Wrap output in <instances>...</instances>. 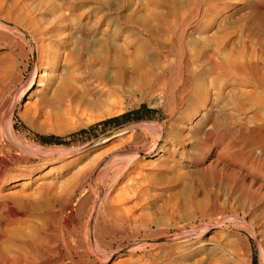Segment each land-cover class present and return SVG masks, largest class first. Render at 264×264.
Wrapping results in <instances>:
<instances>
[{
	"label": "rangeland",
	"instance_id": "1",
	"mask_svg": "<svg viewBox=\"0 0 264 264\" xmlns=\"http://www.w3.org/2000/svg\"><path fill=\"white\" fill-rule=\"evenodd\" d=\"M3 1L0 70L5 69L11 52L21 61L22 74L13 94L0 100V147L9 154L0 155L4 160L0 168L25 172L17 178V172L12 171L10 181L20 180L8 187L19 197L12 199L11 206L20 220L57 227L63 224L76 238L88 236L86 229L93 227L106 255L92 254L97 258L95 264H207L206 256L214 262L218 259L216 264H238L246 253L250 264H264L260 249L264 227L253 224L255 233L250 232L249 215L241 214L231 200L226 206L222 189L188 166L190 159L182 143L167 145L164 154L170 158L159 157L163 153L156 155V150L143 155L154 137L144 125L166 119L163 104H158L155 93L119 74L121 61L128 65L172 64L168 78L178 89L185 77L182 68L200 63L197 55L203 48L236 58L241 51V57L254 55L253 60L264 63V41L263 47L260 43L264 39L255 37L253 42L249 29L255 30L257 16H264V0H46L45 5V0ZM25 2L29 7L23 6ZM43 5L47 8H41ZM52 7L58 13L67 11L70 19L61 22L49 17ZM31 9L37 14H31ZM70 22L86 29L89 36L73 33ZM63 60L73 64L76 73L65 79L63 91L51 92L47 96L50 103L35 112L39 96L35 92L42 87L37 85L38 76L28 84L34 68L48 72L57 88L61 70L54 61ZM4 75L5 70L0 77ZM202 82L198 81V88L210 84L209 80ZM19 89L25 93L17 94ZM237 94L231 91L225 99L233 104ZM27 100L31 103L25 105ZM13 103L11 124L21 145L6 132L5 114ZM113 117L118 119L103 123ZM169 126H173L175 140L181 142L184 124L169 125L167 120ZM49 136L60 137V141L41 140ZM116 204L122 211L116 213L112 206ZM52 213L61 214L45 218ZM108 217L111 219L106 220ZM198 242H205L202 249L183 250ZM88 245L95 247L91 242ZM232 247L237 251L228 252Z\"/></svg>",
	"mask_w": 264,
	"mask_h": 264
},
{
	"label": "bare ground",
	"instance_id": "2",
	"mask_svg": "<svg viewBox=\"0 0 264 264\" xmlns=\"http://www.w3.org/2000/svg\"><path fill=\"white\" fill-rule=\"evenodd\" d=\"M2 1L3 0H1V2ZM17 1L15 2L14 0L15 3H17ZM47 1L49 2V0ZM29 2L30 1H28V3ZM28 3H26L28 6H25L23 4L22 5L27 8L30 4ZM35 3H38V1L35 0ZM42 3H46V0ZM14 5L18 7L17 4ZM33 5L35 4L32 3V6ZM44 5L41 6V8H44ZM33 13L37 14V12L34 11ZM33 13L31 9V14ZM67 13V11L66 13H58V10H54L52 12L49 10L48 15L50 14L49 17L58 18L61 22H64L65 20L67 21V19H70V17H68L70 14L67 16ZM15 15H17V13ZM259 15H261V13H259ZM1 17L4 16L1 15ZM27 17H29V15ZM257 17H259V20L256 19L257 25L255 26V28L257 30H253V27L252 29L251 27H249L251 33H253L251 35L254 36L253 42H255V37L256 39H258V41L261 40H259V38L264 39V16L262 17L261 15ZM71 19L74 20V17ZM68 27L73 31V33L75 31H78L81 37L85 38L89 36L87 30L81 29L78 24L74 25L73 23H71L68 24ZM258 41L256 42V44H259ZM263 41L264 40H261V45ZM215 50L203 48L200 51L199 55H197V57L199 56V58L201 59L202 63L200 62L196 64L195 62L192 66H185L182 68L185 77L183 79V83H181L182 86L178 89L174 87L172 83L173 81H170L168 78V75L172 72V67L170 66L172 64H170L169 66L165 64L145 63L128 65L121 61L119 74L126 79H130L132 83H136L137 87L139 86L141 89H146L148 92L155 93V95L158 97V104H163V114L164 117H166L165 120H169V125H172L174 122H181L185 127L183 137H181L183 139L180 142L175 140L176 138L173 133V126L166 127L165 120L156 122L153 121L155 123L153 125L145 124L144 126L148 128L146 129H151L150 132L154 133V137L153 143L150 144L151 146L147 145L148 147L143 150V155H150L151 152L156 150V155H159L160 152L163 153L160 154L159 157L164 156L166 158H170L169 154H164L165 152H167V145L172 144L175 141L177 143H182L184 145V151L188 152V157L190 159L188 166L190 168L197 169L210 182L214 184L216 183L217 186L222 189L225 195V199L227 200L226 206L227 203L231 200L236 208L240 210L241 214H246V216L249 215L250 225L248 229L251 233L254 234L255 230L253 229V224L260 228L264 227V63H261V60L259 62L258 59L253 60L252 57H254V55L252 57H249L250 59H246L248 57H241L240 50V54L238 53L240 55V57L238 56L239 58L232 57L233 54L228 57ZM54 64L61 70L60 87L58 85V87L56 88L55 84H51L49 76L50 74L48 72L40 71L39 73L38 66L34 68L33 74L28 82V84L30 85L35 80V77L38 76V81L40 82H38L37 85L42 87L38 92H35L39 94L38 100L34 104L35 112H37L40 107L48 102L49 98L47 99V96L51 92L58 91V93H60L61 91H63L64 85L66 84L65 79L68 78L71 73L73 74L75 70L77 71V68L66 60L60 61L58 62V64L56 63V61H54ZM3 67L5 69L2 68L0 70L1 72L5 70V75L3 77H0V100H4L6 94H13L15 85L17 82L19 83L22 74L21 61L18 59V56L11 52L7 53L6 65H4ZM40 67H43L41 63ZM206 80H209L210 84L207 87L203 86L204 88L202 89L198 88V81H205L206 83ZM217 82H220L222 85L217 86ZM176 85L177 84L175 83V86ZM22 86H24V84ZM231 91H237L238 93L236 98H234L235 96L232 97L234 98L233 104L231 103V101L225 99ZM16 93L19 95H23L25 93V89H19V91ZM29 103L27 100L25 105ZM49 103L50 102H48V104ZM15 104L16 103H13L5 114L7 119L6 122H8L6 132L7 136L10 139L16 141L17 144L21 145L20 140L14 133L11 124V118ZM183 118H186L185 122L182 120ZM152 135L153 134H151V136ZM0 155L9 156L8 150L0 147ZM162 161H164V159ZM0 162L3 163L4 160L1 158ZM165 162L163 163V166H165ZM12 171L14 173L17 172V174L14 175H17V178L25 175V172L23 170H13L9 167L5 169L0 168V264H95L96 257L92 258V254H98L97 256L106 258V255L104 256V254L102 253L104 251V248L101 244L102 241L100 242L98 240V235L96 237L94 236V230L92 229L93 227L91 228L89 226L90 229H86V233L88 234V236L80 238L77 233L76 235L79 238H76L71 237V234L67 231V229H64V227H62L64 226L63 224L62 226L57 227V225H47L40 221L37 223L29 224L23 222L24 220L21 221L20 218L22 217H20L17 213H14L11 206L12 199L14 197L17 198L18 195L14 192H11L10 190V192L8 191V187L11 182L10 177L12 175ZM19 180L20 179L12 181V186L18 185ZM25 204L27 203L25 202ZM112 206L116 210V213L119 209H121V211L123 209V207L118 204ZM104 208L106 210H103L108 213L107 207ZM111 208L112 207L110 206V209ZM112 210L113 209H111V211ZM96 211H98V209ZM60 214L52 213L48 214L47 216L45 215L46 217H44L51 219L52 217L54 218V216ZM42 215L43 213L39 214V216ZM111 215H113V213ZM14 218H17V220ZM105 219L110 220L111 218L108 217ZM125 219H127V216ZM204 228L205 226L203 227V229ZM73 229L75 230V228ZM249 230L247 232H249ZM184 232L185 234L188 233V231ZM182 236H184V234ZM87 241L88 243H93V247L94 245L95 247L91 249L92 247H89L90 244L88 245ZM204 243L198 242L196 243V247H194L195 245H190L188 248H185L183 250L187 252L196 249H202V244ZM187 244L189 245V243ZM244 245L245 247H243L246 248L245 243ZM236 247H234V249L237 251ZM234 249L232 247L231 250L229 249L227 251L229 252ZM260 249L262 257L264 258V236L262 237ZM203 260H205V258ZM210 260V257L206 256L205 261L207 262V264H211ZM217 260L215 259L216 262H218ZM241 260L240 261L242 262V264H250L249 254L246 253V256L244 258L241 257ZM240 261L238 264L241 263ZM216 262L212 264H216Z\"/></svg>",
	"mask_w": 264,
	"mask_h": 264
},
{
	"label": "trees",
	"instance_id": "3",
	"mask_svg": "<svg viewBox=\"0 0 264 264\" xmlns=\"http://www.w3.org/2000/svg\"><path fill=\"white\" fill-rule=\"evenodd\" d=\"M149 110V109H148ZM118 119V117H113V118H110L108 120H105L103 121V123H106V122H111V121H114ZM41 140L43 142H59L60 141V137H57V136H49V137H44V138H41Z\"/></svg>",
	"mask_w": 264,
	"mask_h": 264
}]
</instances>
